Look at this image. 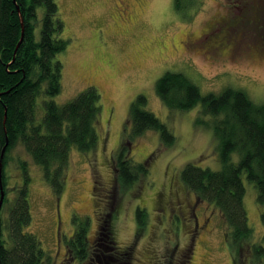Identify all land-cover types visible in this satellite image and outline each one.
I'll use <instances>...</instances> for the list:
<instances>
[{"label": "rangeland", "instance_id": "374dc122", "mask_svg": "<svg viewBox=\"0 0 264 264\" xmlns=\"http://www.w3.org/2000/svg\"><path fill=\"white\" fill-rule=\"evenodd\" d=\"M57 1L65 21L62 36L70 42L58 55L64 65L63 90L53 99L63 104L96 86L102 95V111L96 149L86 153L72 150L59 196L23 145L9 153L6 175L11 196L23 183L22 162L28 167L32 221L26 229L42 240L49 259L44 264L82 263L70 256L66 247L77 224L88 219L90 249L96 241L99 217L108 229L102 231H112L115 240V248L108 247L105 253H114L117 260H133L134 264H264V259L256 260L252 249L233 257L219 208L197 199L182 180V169L189 162L222 168L213 118L204 116L200 106L172 109L156 91L157 80L165 72L177 71L190 76L203 94L232 87L264 103V52H231L228 48L213 53L207 47L219 36L218 23L231 15L230 2L198 0L195 9L192 6L184 15L175 9V0ZM211 28L214 30L204 35ZM139 94L148 99L146 109L174 132V145L162 147L157 130L129 139V109ZM39 107L40 118L42 102ZM122 144L132 147V158L147 161L149 168L148 175L132 188L122 187L115 176L114 158ZM239 159V152H234L232 160ZM244 183L245 205L255 234L252 240L262 243L264 207L246 175ZM176 199L182 202L183 211L176 219L180 237L174 242L167 221L174 210L166 202ZM138 206L146 210L142 225ZM122 252H130L131 259L120 255Z\"/></svg>", "mask_w": 264, "mask_h": 264}, {"label": "trees", "instance_id": "16d2710c", "mask_svg": "<svg viewBox=\"0 0 264 264\" xmlns=\"http://www.w3.org/2000/svg\"><path fill=\"white\" fill-rule=\"evenodd\" d=\"M196 2L175 0V9L186 15L192 6L195 9ZM64 29L57 0H0V163L8 140L2 160L3 188L0 182V198L5 192L0 213V264H44L49 260L42 240L26 229L32 221L26 162H22L23 183L13 190V196L7 185L11 150L23 145L59 196L72 150L91 152L99 143L102 95L96 86L87 87L63 104L53 99L63 90L64 65L58 55L70 42V38L62 36ZM156 85L158 96L168 107L188 110L200 106L204 116L213 118L222 168L215 170L189 162L182 169V180L197 198L219 208L233 257L252 249L256 260H263L264 235L262 243L252 240L255 234L245 205L244 175L256 187L257 201L264 207V103H257L244 90L232 87L203 94L199 85L183 72L167 71ZM147 101L146 95L139 94L131 103L129 139L157 130L162 147L174 145L176 135L146 109ZM39 102L44 107L40 118ZM131 152L132 147L122 144L114 158L115 176L124 188L135 187L149 172L147 161L136 162ZM234 152H239V161L232 160ZM145 216L146 210L138 206L140 225ZM261 219L264 224V209ZM86 220L77 224L67 245L80 259L89 252ZM120 255L131 259L130 252Z\"/></svg>", "mask_w": 264, "mask_h": 264}, {"label": "flooded vegetation", "instance_id": "af4514ba", "mask_svg": "<svg viewBox=\"0 0 264 264\" xmlns=\"http://www.w3.org/2000/svg\"><path fill=\"white\" fill-rule=\"evenodd\" d=\"M228 1L230 4H228L229 6L227 7L231 9L229 10L231 15L227 19H223L218 23V27L215 29H219V36L215 40L209 42L210 44L207 45L208 49L213 53H219L228 48L231 49V52H234L235 49L264 52V0ZM234 7L238 9L240 8L242 11H235ZM213 30L214 29L211 28L204 35H207ZM230 32H232V34L229 38L228 35ZM176 200V202L172 203L171 201L166 202L167 206H171V209L174 210L173 214L169 213L167 217L168 225H170V228L172 229L171 238L174 232V242L180 237V227L175 225L176 219L181 218L179 212L183 211L181 205L182 202L179 199ZM101 224L102 219L99 217L96 230V241L90 247L87 256L84 257L83 260L81 259L80 261L79 257H74V251L66 247L68 254L78 262H82L78 264H134L133 260H117L114 256L106 255L105 252L108 247H111L112 250L115 248V240L113 239L112 231L106 233L102 231V229L106 230L107 227L102 226ZM102 234L104 236H102ZM177 246L178 245H176V247ZM162 264H167V262Z\"/></svg>", "mask_w": 264, "mask_h": 264}, {"label": "water", "instance_id": "95a60500", "mask_svg": "<svg viewBox=\"0 0 264 264\" xmlns=\"http://www.w3.org/2000/svg\"><path fill=\"white\" fill-rule=\"evenodd\" d=\"M7 144H8V140H7V143H6L5 147L3 148L2 157H1V163H0V182H1L2 188H3V180H2L3 162H2V160H3L4 154H5L6 148H7ZM4 198H5V192L3 190L2 194H1V198H0V213H1V210H2L3 203H4Z\"/></svg>", "mask_w": 264, "mask_h": 264}]
</instances>
